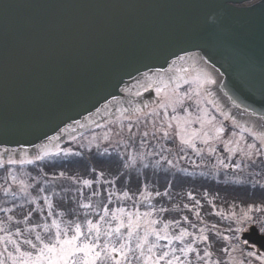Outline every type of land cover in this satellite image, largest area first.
Instances as JSON below:
<instances>
[{"label":"water","instance_id":"water-1","mask_svg":"<svg viewBox=\"0 0 264 264\" xmlns=\"http://www.w3.org/2000/svg\"><path fill=\"white\" fill-rule=\"evenodd\" d=\"M183 68L217 81L226 125L264 130V0H0V160L58 151L129 100L151 112L144 74ZM241 239L264 253L256 226Z\"/></svg>","mask_w":264,"mask_h":264},{"label":"snow or ice","instance_id":"snow-or-ice-1","mask_svg":"<svg viewBox=\"0 0 264 264\" xmlns=\"http://www.w3.org/2000/svg\"><path fill=\"white\" fill-rule=\"evenodd\" d=\"M178 59L185 58L181 56ZM175 63L176 61L173 60L172 64L175 65ZM182 71L184 75L168 76L167 79L158 73L153 74L155 79L148 73L144 74L146 82L140 87L144 92L154 90L157 96L151 112L145 111L149 108L148 104L131 107L133 104L131 100L128 101L130 107L116 109L127 120L126 127L130 142L134 139L135 132L141 137V144L149 137L158 141L178 139L182 145L201 151L196 147L197 140L208 145L210 140L222 139L225 129L223 126L216 125V117L207 112H204L203 116L200 114L203 111L200 108L203 102L212 104L224 120L230 119L229 115L215 104V101L207 99V96L211 95L208 86L215 85L217 81L207 73H200L190 79L188 68H183ZM142 95L143 93L139 90L135 92L136 97ZM115 99L113 97V100ZM193 105L197 109L194 118L191 111ZM236 106L239 107V105ZM105 107L107 108L108 105ZM141 116L144 120L143 132H140ZM149 117H151L150 130ZM197 124L199 128L189 130L192 125ZM80 126L83 127V125ZM261 127L264 129V125ZM124 130L125 126L121 124L120 131L115 134L121 136ZM241 132L248 133L254 142L248 144L245 141V147L238 150L249 160L264 156V130L256 132L251 127H244ZM54 139L58 140L59 136ZM103 139L111 144L109 135L105 134ZM234 143L238 147L239 141ZM225 150L236 151L229 148L227 144H225ZM107 151L105 149V153ZM49 155L50 153L44 150L36 155L35 161H42ZM25 162L34 163L33 160L19 161L21 164ZM4 163L0 160V167H3ZM16 163L17 161L11 158L7 160L8 165ZM59 175L63 177L64 173L61 172ZM99 175L103 177V172ZM12 181L15 183L16 178L12 177ZM76 183H80L79 179ZM82 183L92 188L94 183H100V181L84 179ZM29 187L31 186L20 181L19 192L12 190L11 185L4 188L3 195L11 201L23 197L26 203L35 206L23 215L22 220L15 221L13 215H8L13 212V208L0 207V212L6 214V219L0 220V233H3L0 235V264H237L231 257L229 260L213 259V257L217 254L230 256V248L233 251L240 250L241 241L237 233L247 231L244 224L255 222L260 225L261 230H264V220L253 215V213L264 214V206L251 205L247 210H242L240 213L232 212L228 216L222 212H216L215 215L220 216L221 219L231 220L238 225L233 228L229 224L225 230L228 234H225L216 224L211 225L210 229L205 227L197 229V225L189 221L187 216L183 217V221L164 220L159 215L155 219L152 218L154 212H166L167 209L164 208L141 214L134 198L128 192H124L123 196L133 201V210L124 206L113 209L110 207L113 202L111 192L106 194L107 202H105L99 199L105 194L93 190L85 198L87 202L76 199L73 201L76 207L66 213L55 211L53 203L49 202V194L43 187L38 189L37 198H30ZM77 194L83 195L79 187ZM51 195L55 197L57 193L53 192ZM157 195L160 194L157 193ZM41 200L43 206L40 204ZM196 204L198 205L199 201ZM187 207L185 205V208ZM34 214L39 217L36 222H33ZM196 215L199 223L203 224L204 221L200 219L199 212ZM184 223H187L189 227H183ZM189 228L196 231H190ZM217 241L222 243L213 250V244ZM242 243L245 247L248 246L247 239ZM247 257L254 258L259 264H264V253L248 251ZM239 264H244V261H240ZM248 264H252L251 259L248 260Z\"/></svg>","mask_w":264,"mask_h":264},{"label":"trees","instance_id":"trees-1","mask_svg":"<svg viewBox=\"0 0 264 264\" xmlns=\"http://www.w3.org/2000/svg\"><path fill=\"white\" fill-rule=\"evenodd\" d=\"M171 140L169 143H172ZM70 144L64 145L63 151ZM53 153L45 157L42 161H35L34 163H23L20 165H4L0 167L1 179L7 175V170L15 166L18 170L25 173L27 182L34 184L29 192L30 198H37V192L40 187L47 190L49 200L53 203L55 211L66 213L70 212L76 207L73 203L76 199L84 202L86 197L95 190L98 193H104L99 199L107 202L106 194L111 192L112 204L115 202L120 205L132 206L133 201L123 198V193L128 192L134 198L136 205L140 202L139 196L141 193L149 192L151 198L148 199V206L145 207L150 211L159 210L160 208L167 209L166 212H154L155 217L159 215L164 220H180L187 216L188 220L196 225H200L197 220L196 213L199 212L200 219L204 221V225L209 226L216 224L222 232H226L228 225L231 224L235 228V223L228 219H221L220 216L215 215L216 212H222L225 216L231 214L232 209H245L251 205L256 207L264 206V171L263 179L259 181L262 184H230L221 180L212 178H203L198 176H190L183 174H166L159 173H140L138 170L126 166V158L121 157L120 149L112 150L110 153L91 151L87 152L78 149L75 153L65 155L61 153ZM64 173L61 177L59 174ZM103 172V177L100 173ZM80 183L77 184L76 180ZM84 179L97 181L92 188L83 185ZM112 183L109 184L108 182ZM0 207L13 208L12 213L15 220H22L23 215L28 212L31 205L25 202L23 198L11 201L3 195L4 188L8 187L9 181L4 183V179L0 180ZM38 182V183H37ZM3 184V185H2ZM81 188L83 195L77 194V188ZM19 192L20 189H12ZM57 193L55 197L51 193ZM159 193L160 195H157ZM117 194V196H116ZM43 195V194H41ZM7 201V202H6ZM199 201L197 205L196 202ZM141 203V202H140ZM43 206V201H40ZM23 205V207H20ZM185 205L188 207L185 208ZM228 210V211H227ZM45 211H47L45 206ZM256 217L260 220L264 219V214L256 213ZM71 218V217H68ZM6 219V214L0 212V220ZM39 217L34 214L33 222ZM202 225V224H201ZM183 227H189L187 223ZM238 235V233H237ZM222 243L220 241L214 242L213 250L217 245Z\"/></svg>","mask_w":264,"mask_h":264},{"label":"rangeland","instance_id":"rangeland-1","mask_svg":"<svg viewBox=\"0 0 264 264\" xmlns=\"http://www.w3.org/2000/svg\"><path fill=\"white\" fill-rule=\"evenodd\" d=\"M200 108L203 110L200 113L202 116L204 112H207L209 115H214L216 117V125L218 127L223 126L225 129L224 133L222 134V139L210 140L208 145H205L200 140H197L195 142L196 147L201 151H196L186 145H182L178 139L173 140L172 143H169L170 140L158 141L149 137L148 140L141 144V137L135 132L133 134L134 139L130 142L126 127L127 120L117 118L106 122L98 129H94L70 139V145L61 151V153L63 152L65 155H70L75 153V151L78 149H82L87 152H91L93 150L105 152V149H107V153H110L112 150L117 151L120 149L121 157L123 159L124 157L126 158V166L129 169L134 168L140 173L149 172L155 174L156 172H164L166 174H171L172 176H175L176 174H183L193 177L198 176L203 178L217 179L225 183L237 185L262 184L259 180L263 179L264 156H260L259 158L253 157L252 160H249L242 152L238 150L245 147V141L248 144H252L254 142L252 137L248 133H242L240 128L233 129V127L226 126L224 118L216 112L211 104L202 102ZM191 111L194 118L197 111L195 105L192 106ZM181 115L183 114L181 113ZM133 120L135 121V119ZM148 120V127L150 130L151 117H149ZM121 124L125 126V130L121 136H117L115 133L120 131ZM143 124L144 120L143 117H141L140 132L144 131ZM195 128H199V125H192L189 130L191 131ZM105 134L111 137V144L103 139ZM241 137H243V139ZM236 141H239L238 147L236 143H234ZM225 144H227L229 148L236 149V151H226ZM97 145H99V147H97ZM210 148L213 150H209ZM168 161H171V163H168ZM17 165L22 166L21 163ZM7 172L9 173H7V175L2 178L4 179L3 184L9 181V185H11L12 189H20V181H23L25 185H30L31 187L34 185L31 183L29 184L27 182L29 178H27L26 174L22 173V171L18 170L15 166H12L9 170H7ZM12 177L16 178L15 183H13ZM2 179L0 177V180ZM31 187L28 188V191L31 189ZM122 197L125 198L124 196ZM151 197L152 196L149 192L141 193L139 196V201L141 203L139 202L136 207L139 209L141 214L146 211H150L145 207L148 206L147 201ZM119 203L123 204L122 202H115V205L110 207L115 209L116 207L124 206L129 210H133L132 206L120 205ZM242 210H247V208H235L232 209V212L240 213ZM253 215L256 217V213H253ZM152 218L155 219L157 217L153 215ZM251 225L258 226L260 231L264 233V230H261L260 225L255 222L244 224V228L248 229V227ZM237 226L238 225H235V227ZM200 227H205L206 229L211 228L209 224L197 225V229ZM189 230L196 231V229L191 228H189ZM224 233L228 234L227 232ZM241 233H238L239 238ZM2 234L3 233H0V235ZM239 249L240 250L233 251L230 248V256L217 254L213 257V259L222 258L224 260H229L231 257L237 262V264H239L240 261H244V264H248V260L251 259L252 264H259V262L254 258L247 257L248 251L256 250H246L243 243L239 245Z\"/></svg>","mask_w":264,"mask_h":264}]
</instances>
